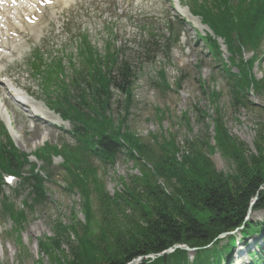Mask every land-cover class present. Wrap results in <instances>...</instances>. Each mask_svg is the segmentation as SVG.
Returning a JSON list of instances; mask_svg holds the SVG:
<instances>
[{
  "label": "trees",
  "instance_id": "obj_1",
  "mask_svg": "<svg viewBox=\"0 0 264 264\" xmlns=\"http://www.w3.org/2000/svg\"><path fill=\"white\" fill-rule=\"evenodd\" d=\"M205 2L221 10L213 20L205 21L225 39L229 61L238 72H229L231 66L227 68L226 64L222 71L227 73L233 104L245 106L247 92H258L264 86V78L257 80L252 74L256 55L248 59L242 56L245 49L258 53L264 40V0H240L233 9L229 7L230 0ZM208 44L214 58L220 59L218 45L213 40ZM62 73L60 62L48 67L42 87L47 105L71 122L76 144L74 147L45 144L38 149L36 157L47 167L41 174L30 164L22 185L23 191L27 190L22 208L14 209L6 197L0 202V215L10 216L20 226L25 219L24 209L32 210L47 199L45 183L53 176L48 172L52 157L62 160L65 189L78 191L83 199L85 223L80 222L79 226L55 223L59 232L48 243L40 244V251L52 263L128 264L141 258L136 264H220L221 260H227L233 245L231 236L222 244L219 240L213 242L220 233L238 227H242L243 235L264 233V218L246 219L254 197L251 211H264V127L254 143L255 151L251 152L226 131L219 111H215L214 143L233 163L232 171L224 173L207 155L206 142L203 145L196 140L187 141L184 151L179 152L170 137L159 144L160 152H154L124 125L125 119L115 123L109 111L111 89L126 92L127 110L132 102L133 82L128 66L117 63L112 54L103 63L97 60L92 68L88 62L72 69L68 76ZM161 83L168 87L163 77ZM218 95L212 93L214 98ZM6 141L0 142V172L19 175L27 162L26 154L14 148L7 136ZM209 147L208 151L212 148ZM122 152L140 166V175L123 181V190L110 194L93 161L103 167L111 166ZM92 194L98 219L92 208ZM93 218L97 221L96 228ZM178 244L198 249L192 259L180 248L157 256ZM258 248L254 252L255 262L264 257V247Z\"/></svg>",
  "mask_w": 264,
  "mask_h": 264
},
{
  "label": "rangeland",
  "instance_id": "obj_2",
  "mask_svg": "<svg viewBox=\"0 0 264 264\" xmlns=\"http://www.w3.org/2000/svg\"><path fill=\"white\" fill-rule=\"evenodd\" d=\"M158 3L156 0H145L139 6L140 8L131 6L129 15L126 16L129 19L121 26L120 20L116 19L115 25L109 26L108 31L102 29L96 36L91 37L95 55H105L106 44L110 47V51L117 55L118 60L127 63L134 73L130 107L125 110L127 103L125 91L112 90V98L109 101L111 116L115 123L125 119L124 125H127V128L141 141L148 143L154 152H160L159 144L170 137L179 147V152L184 151L187 141L196 140L199 143L203 142V145L206 142L204 149L216 168L224 173L230 172L233 169L232 159L222 155L214 143L215 111H219L226 131L242 142L249 151L254 152V143L264 127V86L258 92L253 90V96L248 94L250 91L247 92L245 106L233 104L227 73L220 70L218 62L196 39L195 31L190 26H187L189 31L185 32L188 42H184V39L175 43L171 41L162 23L164 16H171V8L167 1H164L163 5ZM36 26L39 32L33 33L34 37H24V43L19 50L21 58L14 57L2 61L4 72L0 79L10 77L19 84V87L31 90V95L38 101L43 97L38 84L39 79L35 74H31L27 59L25 62L30 48L38 46L46 62L57 57H68L70 53L73 57L72 62L77 68L83 61L76 55L73 40L68 39L59 28L49 23L47 16L43 15ZM199 30H196V33L205 34L204 30ZM149 32L157 36L149 39ZM148 41L157 43V46L147 44ZM257 52L245 49L242 56L247 58L256 55L258 65L253 72L259 79L262 74L264 75L263 44ZM223 55L227 56L225 49ZM63 65L69 73L68 60L63 61ZM159 71L164 72L169 88L161 85ZM235 71L234 68L229 69L231 73ZM213 92L219 93L218 97L214 98ZM27 100L34 102L31 98ZM38 102L36 106L42 108L44 105ZM90 104L92 105V102ZM8 110L9 118L0 111V124L6 125L18 151L33 155L45 143L75 146L71 126L49 115L48 111L47 114L39 112V115L41 114L39 117L50 123L53 128H47L44 126L46 122L37 120L41 128L39 133L34 134L30 131L33 127L31 118H28L26 114L20 116L15 106L13 108L8 106ZM9 121L13 122L12 126ZM23 125L29 132L22 134L20 130ZM0 138L3 137L0 136ZM29 159L38 166L42 165L32 156ZM60 163V158L56 157L50 166L49 174L52 173L53 176L45 183L46 201L32 210L25 208V219L20 226L17 227L10 216L0 215V264H54L45 252L40 251V244L48 243L49 239L59 232V227L55 226V223L66 226H79L80 222L85 223L84 201L78 191L70 192L65 189L66 176ZM93 163L98 169L101 183L110 194L114 191H122L123 181L128 182L131 176L140 175V166L128 159L124 152L117 155L111 166L103 167L96 161ZM24 168L27 166L25 165ZM16 187V182H13L11 186H0V195L3 192L9 193L14 209H21L27 190L24 192L21 189L19 195L14 196L13 189ZM91 202L94 216L98 219L93 194ZM128 211L127 209L126 212ZM263 217L262 211L251 215V219L255 221H262ZM95 218H93V225L96 228ZM64 244L62 243L63 249H66ZM240 261L241 264H246V259L242 256Z\"/></svg>",
  "mask_w": 264,
  "mask_h": 264
},
{
  "label": "bare ground",
  "instance_id": "obj_3",
  "mask_svg": "<svg viewBox=\"0 0 264 264\" xmlns=\"http://www.w3.org/2000/svg\"><path fill=\"white\" fill-rule=\"evenodd\" d=\"M31 0H29L28 2H23V5H18V3L20 4V1L17 0H3L1 8H0V16L2 21H0V58H4V57H11L12 54H16V56H18V50L16 49V45H19V43L17 42V44L15 45L16 41L20 40V36L15 34V28H18L20 30H22L21 27H19V22H18V16L17 13L20 11V13H24V11L26 10H33L32 2H30ZM24 7V11H22L21 8ZM19 9V10H18ZM36 19H31L32 22H34ZM6 24H9L10 28L6 27ZM33 28V27H31ZM7 29V31H5ZM8 32H11V36H8ZM0 84L2 85H11V84H15L16 86H18L16 83H8L6 79H4ZM31 91V90H30ZM20 93V92H19ZM21 94V93H20ZM22 95V94H21ZM3 96V98H2ZM1 96L0 94V108L3 110H5V112L7 113V105H6V98L4 96V94ZM25 103V104H24ZM20 105L22 106H27V109H24L26 116L28 118L32 119L33 122V127L30 130L31 132H33L34 134H37L40 132V128H41V124L37 122V120H43V118L39 117V112H44V114H47V112L45 110H43L42 108L36 106L34 103L30 102V101H20ZM49 115L58 118L59 120H61L56 114L52 113L51 111L49 112ZM26 117V118H27ZM28 120V119H27ZM44 121V126L47 128L52 129L53 126L50 123H47V121ZM61 122H64L61 120ZM13 124V122H12ZM61 124V123H60ZM26 125V124H25ZM23 125L21 127V132L22 134H25L28 131V128H26V126Z\"/></svg>",
  "mask_w": 264,
  "mask_h": 264
},
{
  "label": "water",
  "instance_id": "obj_4",
  "mask_svg": "<svg viewBox=\"0 0 264 264\" xmlns=\"http://www.w3.org/2000/svg\"><path fill=\"white\" fill-rule=\"evenodd\" d=\"M182 248H185V249H187V250H189V251H194V249H189V248L186 247V246H182ZM170 251H171V249H168V250H166V251H164V252H162V253H160V254H157V256L165 255V254L169 253ZM140 259H141V258L136 259L135 261H132V262H130V263H128V264H134L135 262H137V261L140 260Z\"/></svg>",
  "mask_w": 264,
  "mask_h": 264
}]
</instances>
